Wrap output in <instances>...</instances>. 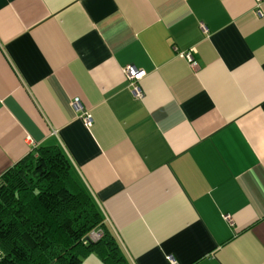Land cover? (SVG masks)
Returning <instances> with one entry per match:
<instances>
[{"label":"crops","instance_id":"crops-1","mask_svg":"<svg viewBox=\"0 0 264 264\" xmlns=\"http://www.w3.org/2000/svg\"><path fill=\"white\" fill-rule=\"evenodd\" d=\"M44 146L130 264H264V0H0V179Z\"/></svg>","mask_w":264,"mask_h":264},{"label":"trees","instance_id":"trees-1","mask_svg":"<svg viewBox=\"0 0 264 264\" xmlns=\"http://www.w3.org/2000/svg\"><path fill=\"white\" fill-rule=\"evenodd\" d=\"M91 255L130 264L65 152L36 148L0 179V264H82Z\"/></svg>","mask_w":264,"mask_h":264},{"label":"built area","instance_id":"built-area-1","mask_svg":"<svg viewBox=\"0 0 264 264\" xmlns=\"http://www.w3.org/2000/svg\"><path fill=\"white\" fill-rule=\"evenodd\" d=\"M258 7L261 5L263 0H255ZM258 15L262 17V11L258 10ZM207 32V30H205ZM183 56L188 60V62L191 64L194 70H197L199 68L198 64L195 62L193 58V54L191 52L183 54ZM127 78L130 82V89L133 93V95L137 98L143 97V92L140 87V82L146 77V73L140 70H137L133 67H127L125 69ZM72 106L74 110L78 113H80V118L84 122L86 126L92 125V117L89 112H86L80 102L79 99H75L72 102ZM91 239L92 241L96 242L103 238L104 232L103 231H94L91 233ZM173 264H176V262H173Z\"/></svg>","mask_w":264,"mask_h":264}]
</instances>
